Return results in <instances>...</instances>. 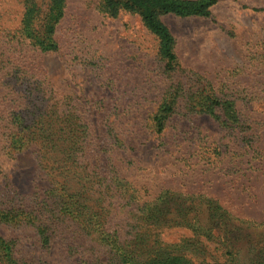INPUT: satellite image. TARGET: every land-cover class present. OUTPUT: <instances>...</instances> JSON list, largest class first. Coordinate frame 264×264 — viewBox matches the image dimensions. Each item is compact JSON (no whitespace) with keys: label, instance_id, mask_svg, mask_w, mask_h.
<instances>
[{"label":"rangeland","instance_id":"rangeland-1","mask_svg":"<svg viewBox=\"0 0 264 264\" xmlns=\"http://www.w3.org/2000/svg\"><path fill=\"white\" fill-rule=\"evenodd\" d=\"M25 1L0 0V101L15 74L45 81L57 94L61 125L74 110L87 125L91 144L102 147L103 140L109 144L117 135L122 146L106 144L100 164L111 161L141 200L163 190L192 194L194 202L207 196L264 231V0H215L207 16L159 12L173 40L171 66L159 55L158 39L139 13L120 8L109 16L100 10V0H65L55 31L58 49L41 52L17 32ZM35 1L44 8L47 0ZM170 93L179 94V105L157 134L150 117ZM209 93L233 96L235 107L258 135L254 141L262 149L259 156L237 146L236 132L187 110ZM7 101L2 106L9 105ZM3 117L0 114V203L29 205L43 196L48 180L34 144L15 152ZM200 212L202 224L215 222ZM0 237L13 240L14 250L32 260L78 264L66 258L58 240L42 251L35 230L27 225L0 221ZM187 237L191 233L183 227L161 232L167 242ZM199 243L206 246V254L195 255L197 262L230 259L208 239L200 237ZM237 246L234 262L237 258V264H248L247 241Z\"/></svg>","mask_w":264,"mask_h":264},{"label":"trees","instance_id":"trees-1","mask_svg":"<svg viewBox=\"0 0 264 264\" xmlns=\"http://www.w3.org/2000/svg\"><path fill=\"white\" fill-rule=\"evenodd\" d=\"M214 3L215 0H100L99 7L109 16L116 15L120 8L139 13L144 25L158 39L159 55L171 66L175 57L173 40L158 13L207 16ZM64 7L65 0H47L44 8L35 0H26L17 30L19 37L29 40L41 52L56 51L55 31ZM33 80L17 74L11 78L10 91L2 94L0 114H4L3 120L11 128L9 136L14 138L15 152L31 144L36 146L35 155L48 187L42 197L29 205L0 203V221L32 227L39 248L45 252L58 240L66 258H75L78 264H201L203 260L197 262L195 257L206 254V246H200V237L212 242L221 255L230 256L213 264H232L237 244L242 240L249 245L248 264H264V239L255 240L258 235L264 238L258 224L232 215L218 200L207 196L194 202L192 194L163 190L151 200H141L136 190L113 169L111 161L105 159L100 164L99 155L106 156L108 146H122L117 135L109 144L103 140L102 147L91 144L86 138L87 125L74 110L67 115L68 123L61 125L56 92L45 81ZM41 84L44 88L39 89ZM169 95L150 117L151 129L157 134L163 131L164 122L179 105L176 103L179 94ZM199 99L187 110L207 115L225 129L236 132L237 146L241 144L245 151L252 150L259 156L262 149L254 141L258 135L249 119L235 107L232 95L209 93ZM5 100L9 105L2 106ZM201 210L211 220L215 218V222L202 224ZM172 227L189 230L191 237L162 240L161 232ZM0 264L50 263L20 255L14 250L13 240L0 237Z\"/></svg>","mask_w":264,"mask_h":264}]
</instances>
